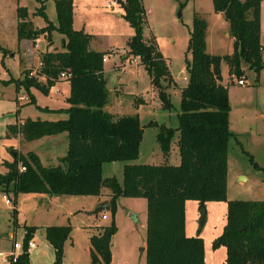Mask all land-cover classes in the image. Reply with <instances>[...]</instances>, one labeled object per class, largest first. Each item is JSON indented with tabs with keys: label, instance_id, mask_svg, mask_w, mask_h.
I'll return each mask as SVG.
<instances>
[{
	"label": "trees",
	"instance_id": "1",
	"mask_svg": "<svg viewBox=\"0 0 264 264\" xmlns=\"http://www.w3.org/2000/svg\"><path fill=\"white\" fill-rule=\"evenodd\" d=\"M33 15L41 16L45 26L33 28L27 9L16 8L18 40L35 39L43 32L51 41L52 31L64 36L63 50H47L40 55L41 82L28 76L12 80L15 88L31 86L46 93L61 72H69L67 108L48 109L64 111L67 118L54 121L26 118L21 124L8 125L7 137L21 135L31 141L47 135L67 132L66 154L58 163L43 166L38 156L16 149L12 161H3L7 171L0 173V192L12 195L45 193L100 195L101 188L110 190L109 209L112 216L116 198L120 195L142 197L146 200V237L144 264H204V240L185 233V202L197 200L199 208L208 201L227 200L228 148L230 139L237 134L229 128L230 102L228 87L222 83L221 63L228 66L229 75L241 77L243 64L253 70L258 79L264 68L262 59L261 2L262 0H211L214 11L221 12L229 25L232 51L215 55L206 50V20L193 14L187 43L190 58L185 59L187 82L180 88L178 126L160 125L156 135L163 156L170 153L171 142L178 132L180 162L178 165L161 163H125L122 182L115 176L102 178V164L112 161H132L139 156L143 128L137 114L114 118L104 111L107 89L103 70L107 52L92 50L93 35L76 30L73 22V0H54L56 24L45 13V0ZM122 17L133 29L127 38V56L138 57L145 66L151 85L157 90L164 109L172 104L161 81L171 79L169 65L159 51L154 37L144 36L146 25L142 0H116ZM32 102V99L29 101ZM251 160V159H250ZM25 166L20 172L18 164ZM255 168L259 166L254 162ZM15 211V210H14ZM226 223L214 246L224 245L221 264H264V200H228ZM26 226L23 247L35 231ZM116 231L114 219L89 237V264H108L111 239ZM71 225L45 227L46 239L53 250L52 264H60L62 245L70 236ZM13 264H29L28 253L23 251Z\"/></svg>",
	"mask_w": 264,
	"mask_h": 264
},
{
	"label": "rangeland",
	"instance_id": "2",
	"mask_svg": "<svg viewBox=\"0 0 264 264\" xmlns=\"http://www.w3.org/2000/svg\"><path fill=\"white\" fill-rule=\"evenodd\" d=\"M145 8L146 25L144 36L154 37L157 47L169 65L171 79L161 81L169 93L171 108L164 109L157 90L151 85L144 65L137 64L133 57L123 60L126 40L133 29L123 18L114 17L111 11L115 6L108 0H81L78 2L75 26L93 32L97 39L93 47L112 49V56L106 57L104 68L107 101L104 111L114 118L137 114L143 128L139 145V156L132 161H112L102 164V178L115 176L122 182L125 163H168L178 165L179 150L176 143L178 132L172 140L170 154L162 155L156 135L160 125L178 126L180 112V88L187 82L184 70L185 59L190 58L187 43L195 12L207 22L205 32L208 53L223 55L232 51L228 37L229 25L221 12L213 9L211 0H142ZM41 5L38 0H0V172L5 170L3 160H12L11 149L18 147L17 138L7 137L8 125L16 124L23 117L59 118L66 112H52L44 108L67 107L68 82L61 80L52 84L44 93L39 88L23 86L15 88L12 80L22 77L21 70L27 66V59L21 49L22 42L17 38L16 8L23 6L31 14ZM262 43L264 61V0L262 2ZM48 19L56 21L53 0H45ZM33 28L42 27L44 19L34 15ZM73 23V22H72ZM73 26V24H72ZM45 44L48 40L45 37ZM22 40V39H21ZM50 46L60 49L61 37L52 31ZM63 47V46H62ZM222 81L229 90L230 128L236 132V142L229 141L228 148V188L226 201L204 203L205 221L200 225L201 209L197 200H187L185 206L186 232L189 236H200L205 241L204 264H221L225 256V246H214L226 223V203L228 200H264V68L256 80L253 70L243 64V75H229L228 66L221 63ZM243 78L244 85L236 83ZM59 90L56 93L55 90ZM25 95L26 100H19ZM32 99V102H29ZM251 159V160H250ZM259 168H255L253 163ZM101 192H108L103 190ZM10 199L6 204L3 197ZM92 194H64L58 198H46L42 194H18L15 203L12 195L0 192V252L7 253L13 243L22 242L25 226L35 224V248L29 251L31 264H52L53 251L45 236V227L53 224H70L71 241L62 245L60 264H88L86 246L89 229L94 224H110L114 219L116 231L109 245L108 264H144L139 248L145 243L146 200L142 197L120 195L116 198V209L112 216L110 209L103 210L106 216L95 217L91 213L97 205ZM15 210V211H14ZM63 217V218H62ZM107 218V219H106ZM47 240L48 242L44 241ZM46 242V243H44ZM2 259V256L0 257ZM1 261V260H0Z\"/></svg>",
	"mask_w": 264,
	"mask_h": 264
},
{
	"label": "crops",
	"instance_id": "3",
	"mask_svg": "<svg viewBox=\"0 0 264 264\" xmlns=\"http://www.w3.org/2000/svg\"><path fill=\"white\" fill-rule=\"evenodd\" d=\"M81 0H73V28L76 29V30H79V29H82L83 31L89 33V34H92L93 35V39L91 40L90 44H89V48L92 49V50H98V51H104V52H107V54L104 56V61H103V70L105 68V63H106V57L107 56H112L114 51L112 49H98L99 47H93L94 46V42L96 41L97 39V36L92 32H89V31H86L83 28H80V27H76L75 26V16H76V9H77V5H78V2H80ZM54 2V0H53ZM263 2V0H262ZM262 2H261V6H262ZM45 4V2H44ZM108 4L109 5H114L115 6V10L111 11V14L114 16V17H117V18H120L122 17V9L119 7V5L117 4L116 0H108ZM36 11V10H35ZM33 11L31 14H29L28 12V15H29V19L31 20V22H35L34 20V15L33 13L35 12ZM46 13V12H45ZM198 13V12H197ZM200 14V13H199ZM262 9H261V34H262V29H263V26H262ZM53 24H56V21H53L51 19H49ZM36 23V22H35ZM37 24V23H36ZM46 23H44L43 25H41L42 27L45 26ZM16 25H17V19H16ZM41 28V27H39ZM55 33H58L56 32L55 30L53 31ZM59 34V33H58ZM60 37H61V42H62V46H63V40H64V36L59 34ZM52 37V36H51ZM130 37V36H129ZM228 37L230 38L231 40V45H232V38L229 36V33H228ZM262 35L260 36V40H261V43H262V39H261ZM45 38L44 39H40V41L38 43H35V41L33 39H22L20 40L22 42L21 46H22V52L24 54V56L26 57L27 59V66L26 67H23V69H26V70H30L31 68H34L38 65L40 61V55L41 53L47 51V50H63V47L61 46L60 49H57L56 46H50V42L51 41H48V44H45ZM262 46H263V43H262ZM231 53V52H230ZM211 54V53H210ZM226 54H229V53H226ZM123 60H126L125 58L127 57V48L125 49V51L123 52ZM262 55H263V49H262ZM130 57V56H128ZM136 61H139L138 57H133ZM263 59V58H262ZM139 64V63H137ZM22 69V70H23ZM21 70V72H22ZM105 71V70H104ZM41 80V79H40ZM61 80H65L68 82L67 79H59L57 80L56 82L58 81H61ZM42 82H45V79L41 80ZM223 83V81H222ZM186 84V82L184 83V85ZM225 84V83H223ZM68 87H69V82H68ZM70 90V88H69ZM69 90H68V95H69ZM180 91V90H179ZM56 93H59L60 91L59 90H55ZM228 95H229V90H228ZM68 97V96H67ZM66 97V98H67ZM19 100H26V96L25 95H22L19 97ZM229 102H230V97H229ZM69 105V104H68ZM46 108H48L47 106H45ZM68 107V106H67ZM65 107V108H67ZM59 108H63V107H59ZM59 108H55V107H49V109H59ZM231 110V109H230ZM54 113V112H53ZM26 118H31V119H40V120H48V121H54V120H58V119H65L67 118V114L66 116H63V117H59V118H42V117H36V118H32V117H23L20 119V121L18 123H16V125H19L21 124ZM229 128H230V118H229ZM231 130V128H230ZM233 132V131H232ZM176 133V132H175ZM236 134V132H233ZM238 135V134H237ZM175 136V135H174ZM17 138L19 140V145L18 147H16L15 149L17 151H19L20 153L22 154H25L29 151H32L34 152L41 164L43 166H51V165H56L58 163V158L61 157V156H64L66 154V151H67V147H68V136H67V132H62V133H59V134H55V135H47V136H43L41 138H38V139H34V140H31V141H27L25 140L21 135H16V136H10V138ZM177 140L178 138L176 139V143H177ZM171 145H172V142H171ZM178 146V144H177ZM179 150V148H178ZM170 154V153H169ZM163 155V154H162ZM168 157V156H167ZM164 158L166 159V157L164 156ZM179 159H180V156H179ZM4 161V160H3ZM3 161H2V164H3ZM8 161V160H6ZM12 161V160H10ZM165 162V161H164ZM7 171V168L5 167V170L3 172H0V173H4ZM227 188H228V171H227ZM103 190H108V192H100V195L96 196V200H97V205L104 201V200H107L109 201V198H110V190L106 187H102ZM38 194H42L44 195L46 198H58L59 196H51V195H48V194H45V193H28V194H22V195H38ZM209 202V201H208ZM217 202V201H216ZM206 203V202H205ZM96 205V206H97ZM185 206H186V202H185ZM93 214V216L95 217H98V216H101L103 215V211L101 212H98L97 214H94L93 211L91 212ZM63 218V217H62ZM107 219V218H106ZM69 224V223H68ZM53 225H66V224H53ZM70 225V224H69ZM108 225V224H106ZM30 226H36L35 224H32ZM48 226H52V225H48ZM102 226H105L103 224H94L93 226L90 227L89 229V236H88V241H89V237L91 234H97L98 231L100 230V227ZM26 227V226H25ZM186 228H187V225H186V220H185V233L186 235L187 232H186ZM24 235H25V230H24V234H23V238H24ZM189 236V235H188ZM13 240V238L16 240L14 234L10 236ZM36 237V231H34L31 235V238L29 240H32L34 241V238ZM145 237H146V219H145ZM68 240H70V243H72V239H71V234L68 238ZM204 240V239H203ZM46 242H48L47 240H44ZM35 242V241H34ZM44 242V243H46ZM48 245L49 247H51V244L48 242ZM112 245V244H111ZM90 241L88 243V245L86 246V251H87V258H88V264H89V256H88V252H89V247H90ZM143 248L145 247V243L144 245L142 246ZM204 247H205V241H204ZM204 247H203V262H204V259H205V256H204ZM35 248V246H34ZM33 248V249H34ZM52 248V247H51ZM32 249V250H33ZM31 251V250H30ZM53 251V250H52ZM1 253V252H0ZM140 256H143V260H144V249L141 253H139ZM1 257V256H0ZM0 264H3L2 262V259H0ZM28 262L29 264H31V258L29 257V252H28ZM144 263V262H143Z\"/></svg>",
	"mask_w": 264,
	"mask_h": 264
},
{
	"label": "built area",
	"instance_id": "4",
	"mask_svg": "<svg viewBox=\"0 0 264 264\" xmlns=\"http://www.w3.org/2000/svg\"><path fill=\"white\" fill-rule=\"evenodd\" d=\"M46 35H47V33L43 32L42 34H40L38 37H36L33 40L35 41V43H38L40 41V39L41 38L44 39L46 37ZM41 65H42L41 62H39L36 67L28 70V76L34 77V78L38 79L39 81H41L43 79L46 80V77L42 73H40ZM70 76H71V74L69 72H61L59 74L57 80L68 79V78H70ZM236 83L238 85H244L245 81L243 80V78H238ZM18 169L20 172H23V171H25V166H23L22 163H19ZM3 200L6 204H10V199L7 196H4ZM105 217L106 216L103 214L102 218H105ZM23 244H24L23 240H22V242L19 243V242L15 241V239L13 238V243L11 244L10 250L5 254L0 253V256H2L3 264H13L14 262H16L19 254H21L23 251L28 253L35 246V242L32 240H28L27 243H25V248L23 247Z\"/></svg>",
	"mask_w": 264,
	"mask_h": 264
},
{
	"label": "water",
	"instance_id": "5",
	"mask_svg": "<svg viewBox=\"0 0 264 264\" xmlns=\"http://www.w3.org/2000/svg\"><path fill=\"white\" fill-rule=\"evenodd\" d=\"M109 209V203L107 200H104L102 202H100L93 210L94 214H97L98 212H101L103 210H108ZM205 210L201 209V216H200V225L202 226V224L205 221ZM143 247L139 248V253H141L143 251Z\"/></svg>",
	"mask_w": 264,
	"mask_h": 264
}]
</instances>
